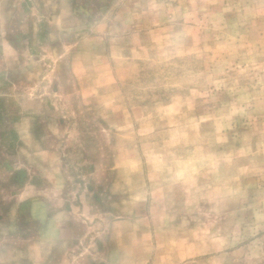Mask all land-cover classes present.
<instances>
[{
	"label": "rangeland",
	"instance_id": "rangeland-1",
	"mask_svg": "<svg viewBox=\"0 0 264 264\" xmlns=\"http://www.w3.org/2000/svg\"><path fill=\"white\" fill-rule=\"evenodd\" d=\"M0 264H264V0H0Z\"/></svg>",
	"mask_w": 264,
	"mask_h": 264
}]
</instances>
